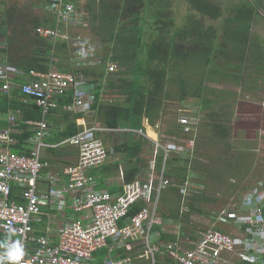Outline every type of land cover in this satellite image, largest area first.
Wrapping results in <instances>:
<instances>
[{"label": "built area", "instance_id": "1", "mask_svg": "<svg viewBox=\"0 0 264 264\" xmlns=\"http://www.w3.org/2000/svg\"><path fill=\"white\" fill-rule=\"evenodd\" d=\"M43 1L46 10L55 16L56 26L38 27L36 32L40 35L71 40L67 31L62 32V26H88L87 12L78 6L80 0ZM102 58L92 47L83 46L76 65L80 68L104 65L107 73L119 69L109 57ZM19 76L25 77L23 83L17 81ZM0 80L1 91L8 93L19 87L42 109V119L26 121L35 127L31 138L35 149L29 154L11 148L18 141L12 132L18 125L20 112L8 117L10 128L0 129V233L14 235L15 243L19 242L23 248L24 255L17 264H136V259L146 258L150 264H158V255L166 259L163 264H264V180L248 189L235 206L221 209L213 217L214 223L196 236L181 232L174 240L161 241L160 230L153 229L158 224L162 190L173 184L165 175L168 158L179 154L193 159L200 129L197 115L183 114L178 119L181 135L190 141L166 132L165 138H161L159 132L152 136L143 130L136 131L153 141L155 159L147 177L125 181L122 176L120 192L98 188L97 179L88 173L110 159V151L98 132L111 129L100 125L85 127L62 141L78 148V161L63 171L65 184L60 183V173L52 172L46 185L43 169L49 163L42 159L41 147L46 145L43 139L50 128L47 116L59 107L57 98L68 94L73 95V101L64 105L65 109L75 113L90 111L96 100L97 84L83 72L61 70L53 65L48 71L24 72L8 62H0ZM188 142L191 146L187 147ZM159 152L164 162L157 171ZM189 179L180 185L182 194L187 188L192 190ZM139 201L145 205L130 215V209ZM51 204L64 214L67 208L77 213L62 225L56 240L37 234L33 224ZM104 249L107 255L100 260L96 253ZM122 249H126V255H115ZM4 253L0 250V259Z\"/></svg>", "mask_w": 264, "mask_h": 264}, {"label": "trees", "instance_id": "2", "mask_svg": "<svg viewBox=\"0 0 264 264\" xmlns=\"http://www.w3.org/2000/svg\"><path fill=\"white\" fill-rule=\"evenodd\" d=\"M187 1L192 10L200 13L201 16L214 20L223 17V11L230 7L229 4L222 6L220 0H217V2L213 0ZM129 5H124L121 0H103L96 10L93 9L91 4L88 5L92 31L99 36L100 40L106 43L108 52L105 56L116 62L118 66L120 65V71L118 69L107 75L104 67H77L76 60H74L75 56L70 53V47L67 42H54L52 39L36 32V29L40 26L55 27L56 18L54 16H44L43 18L27 17L21 11L17 13V9L14 8L6 11L2 21L3 26L0 30V36L5 38V43L0 45V62L11 63L25 72H29L31 69L39 72L48 71L52 65H57L61 70H72L75 73L83 72L86 75L94 76L93 80L96 82L97 87L93 109H97L98 119L107 128H119L122 125H127L132 129L141 130L144 129L145 118H148L150 123L156 124V121L162 118L164 100L169 97V93L166 92L169 79L180 80L179 98L184 100L191 94L188 89L190 84L188 72L193 69L194 73V69L200 68V65H202L204 71L210 67L214 52L217 50L215 41L218 27L214 25L207 26L197 21L191 23L190 17H193V15H190L186 24L173 29L175 25L174 19L163 18V10L166 9V4L162 0H156L155 6L157 10L154 11L153 17H148L149 15L147 14L148 18L146 19L141 16V12L145 7V0H129ZM133 5L136 8H133ZM151 7L152 5L148 10H151ZM262 8H264V5L261 0H244L230 10L231 14H233L231 19L238 24L234 28L233 26L224 28V32L231 43V48L227 51L225 66L221 67V64H218L220 73H222V76L217 78L219 81L231 82V77L239 81L237 78H240L241 74L234 72L235 68H242L246 53L250 50L248 45L249 33L243 28L247 29L252 25ZM145 12L148 13L147 10ZM18 14L20 15L17 17ZM18 18H21V20L18 21ZM152 19L153 22H151ZM149 22L151 24L150 27L145 28ZM161 22H165V24L160 25ZM10 28L11 32L8 31ZM167 29L171 30V32L167 33ZM20 34H24L21 37L22 44L13 45V36ZM58 57H69L67 58L69 62L59 61L60 58L58 59ZM231 60L239 63L230 62ZM177 66H181V76L174 78L169 75V69L172 70ZM258 66L262 68L261 64ZM229 69H232V71H229ZM212 71L214 72V69ZM129 72H131L132 77L128 76ZM17 81L24 82L20 77ZM203 82L204 80L200 78L197 83L196 91H194V95L197 97H202ZM1 86L2 81L0 80V116H3V118L0 117V129L11 126L7 119V115L11 111L20 112L21 116L18 119L16 131L12 134L18 139V142L11 145V148L15 152L29 154L30 147L33 145L30 138L34 136L35 131L31 127V130L28 129L29 125H27L26 121L41 119L42 109L34 100L27 98V95L23 94L19 87H14L10 92L5 93L1 91ZM105 87L113 90V94L123 97V101L103 102L101 98ZM72 101V94L60 97V110L65 111L64 118L69 117L71 112L62 107L72 103ZM213 114H216L219 121H221L213 123V131L219 137L225 138L229 134V129L226 124L222 123L220 113L213 112ZM4 115H6V118H4ZM68 125V130L63 132L62 135H58V138H68L78 132L79 129L75 124V120H70ZM22 130L23 132L20 133L19 131ZM180 130L181 127L178 124V130H169L166 133L178 134ZM134 135L137 138L133 142H126L120 147H115L123 151L127 150L128 154L125 156L127 160H129L130 156H135V163L131 165L129 162L124 171L125 181L136 179L139 177L138 174L144 173L147 168L146 160L141 155L145 144L151 142V140L140 133H135ZM166 163L169 168L165 170V175L173 184L166 189L165 203L168 200V193L175 195L178 199L182 197L180 185L184 184L189 178V171L202 169L197 161L182 157L179 154L168 158ZM119 165L120 162L115 161L112 163L107 161L105 164L92 169V173L107 171L106 176H102L99 181L98 188H107L112 192H120L122 190V183L117 182L113 186H106L107 177L109 175H117ZM162 165L163 155L159 154L157 159L159 170H161ZM204 171H207V169H204ZM210 199V197L194 191L188 202L190 211L203 213L204 207L201 204ZM144 205L142 201L135 203L129 214H135ZM177 209H180L179 205ZM178 211L172 212L170 216L177 219ZM162 215L165 218L169 217L164 212ZM185 215L189 216V213H185ZM75 216H77L76 212ZM33 224L37 226V234L48 235L45 230H42V223L34 221ZM153 229L161 230L162 227L157 224ZM176 237V234L164 231L161 240L169 241L176 239ZM7 238L8 234L0 233V244L7 242ZM0 250L6 249L0 247ZM119 251L120 253L117 256L127 254L126 249ZM133 254L136 256L137 253L134 252ZM96 255L102 260L107 255V249L100 250ZM135 261L138 264L140 260L136 259ZM3 264H11V262L6 261Z\"/></svg>", "mask_w": 264, "mask_h": 264}, {"label": "rangeland", "instance_id": "3", "mask_svg": "<svg viewBox=\"0 0 264 264\" xmlns=\"http://www.w3.org/2000/svg\"><path fill=\"white\" fill-rule=\"evenodd\" d=\"M102 1L80 0L78 6L80 10L83 8L87 10L88 5L91 4L93 9L96 10ZM121 1L124 5H129V1ZM220 1L222 6L229 4L230 7L223 11V17L216 20L201 16L200 13L192 10L190 4L185 0L164 1L166 9L163 10V18L174 19L175 25L173 29L186 24L187 20L189 21L188 17L190 15H193V17H190L191 23L197 21L207 26L214 25L218 27L217 39L215 41L217 50L214 52L210 67L204 71L202 65H200V68L194 69V73L193 69L188 72L190 81L188 89L191 94L184 100L179 98L180 80L169 79L166 88L169 97L164 100L162 118L157 121L156 125H151L152 128H155L161 134V138H165L164 132L178 130V119L181 115L194 114L199 119L200 129L196 137V145L192 158L195 162L197 161L202 169L197 170L198 172L189 171V178L191 179L188 182L192 190L190 191L189 188L184 190V194L180 199L168 193L167 203L164 202L167 195L166 189L160 195L157 211L158 222L159 224L162 223L161 227L164 231L172 234H180L184 231L186 235L196 236L200 230L214 223L213 217L221 209L235 206L248 189L258 185V182L264 179V8L261 9L252 25L247 29L243 28L249 33L248 45L250 50L246 53L242 68H235L234 72L241 74L240 78H237L239 81L231 77L230 80L232 81L225 83L217 79L222 76L218 64H221V67L225 66L224 62L227 61V51L231 48V43L224 32V28L226 26L237 27L236 24L238 23L231 19L233 14H231L230 10L244 0ZM261 1L264 5V0ZM149 7L150 5L144 7L142 10L141 16L143 19L153 17L155 9L148 10ZM12 8L17 9V13L21 11L27 17L43 18L44 16H53L45 10L46 8L42 0H0V30L3 26V15L7 10ZM146 10L148 13L145 12ZM147 14L149 15L148 17ZM19 20L21 18H18ZM151 22H153V19ZM164 24L165 22L160 23V25ZM150 25V22L147 23L145 28H149ZM82 26L80 28L69 29L75 30L82 35L81 40L73 41L75 44L70 42L69 50L75 56L74 60L77 59L79 51L83 47L82 45L92 47L103 55L104 59H107L105 56L108 52L106 43L93 33L92 25L89 24L87 27ZM62 28L68 29V27L64 26ZM8 31L11 32V28ZM166 32L169 33L171 30L167 29ZM22 35L24 36V34L13 36V45L22 44ZM4 43L5 38L0 36V45ZM67 58L69 57H62L59 61L68 63L69 60ZM235 60H231L230 62L239 63ZM259 64L262 65V68L258 66ZM53 66L58 68L57 65ZM95 66L103 68L104 65ZM213 69L214 72L212 71ZM225 69L228 70L227 67ZM169 71V75L174 78L181 76V66H177L172 70L169 69ZM229 71H232V69H229ZM128 76L132 77L131 72H129ZM200 78L204 80V88L202 97H197L194 95V91H196ZM103 90V102H116L123 101L124 99L113 94V90L107 87ZM213 112L221 114L222 123L226 124L229 129V134L225 138L219 137L213 131V123L221 122ZM145 123L147 126V120H145ZM147 128L146 134H148ZM118 132L116 131L115 133ZM176 135L178 138L184 139V141L191 140L181 135L180 132ZM104 143L110 151V145L105 141ZM190 143L188 142L186 146H191ZM142 155L149 160L150 164L146 175L143 176L145 178L151 171L152 160L155 159V145L153 141L145 144ZM168 168L169 165L166 163V170ZM204 169H207V171H204ZM156 170L159 171L157 166ZM194 190L199 194H204L211 198L209 201L201 204L204 207L203 213L192 212L188 206ZM178 205L180 209H177ZM177 211V219L170 216L172 212L175 213ZM163 212L169 215V217L165 218L162 215ZM185 213H189V216H186ZM61 227V224H55L53 228L59 230ZM162 260L165 261L166 259L163 257L159 258L158 255L157 263L163 264ZM138 264H150V261L146 258L145 260H140ZM238 264L245 263L239 262Z\"/></svg>", "mask_w": 264, "mask_h": 264}, {"label": "crops", "instance_id": "4", "mask_svg": "<svg viewBox=\"0 0 264 264\" xmlns=\"http://www.w3.org/2000/svg\"><path fill=\"white\" fill-rule=\"evenodd\" d=\"M43 3H44V1H43ZM86 12H87V19H88V23H89L90 22V14H89L88 8H87ZM50 14L53 15L52 13H50ZM4 16H5V14L3 15V18H4ZM89 24H88V26H89ZM80 26H82V25L70 26V27H68V29L66 28V30H65V28L64 29L62 28L63 33L65 31H67L68 34L71 35V40H65L62 38H58L57 41H55V42H58V41L64 42L65 41L69 44V46L71 43L75 44V43H73V41L81 40L82 35L79 32H76L75 30L72 31L69 29L70 28H80ZM82 27H84V26H82ZM85 27H87V26H85ZM82 46H87V45H82ZM94 67H96V66H93L91 68H94ZM109 74H111V73H107V75H109ZM86 76L92 80L94 78V76H91V75H86ZM19 77L20 78L22 77L23 81H25V77H23V76H19ZM224 82L229 83V81H224ZM21 83H23V82H21ZM103 95H104V93H103ZM103 95L101 98L102 100H103ZM27 98H25V100H27ZM29 99H31L32 101L34 100L32 98H29ZM57 100L59 102L60 98H57ZM62 108L65 109L64 107H62ZM263 108H264V106H263ZM60 109L61 108H60V102H59V107H57L56 110L52 111L47 116V119L50 122V128L48 130L47 136L43 139V141L46 143V145L41 147L42 159L49 163L43 169V174H44L43 183L46 185L48 182L47 176L49 174H51L52 172L60 173V175L62 177L60 183L65 184V175L63 174V171L65 170V168H67L70 165L75 164L78 161V158H79L78 148L75 145H72L69 143H62L63 140L67 139L66 137H59L58 138V135H62L63 132L68 130V128H69L68 124H69L70 120H75V124L79 129L78 132L80 130H83L85 127H91V126H95V125H100V126L106 128V126L98 119L97 111H96L97 109L96 110L93 109V106H92V109L90 111L83 112V113H75L74 111H70V110L65 109V110L71 112L70 116L67 118H64V116H63L65 111H61ZM13 112L14 111H11L7 115V119ZM4 116H5L4 118H6V115H4ZM0 117L3 118V116H0ZM37 120H40V119H37ZM145 120H147V124H148L147 126H146ZM8 121H9V119H8ZM156 124H157V121H156ZM156 124L150 123L149 119L145 118L144 119V129H141V130L146 131V128L148 127L147 129H148L149 135H151L150 131H153L156 134V132H157L156 129L152 128V126H151V125H156ZM27 125H29V124H27ZM10 127L11 126H9L8 128H10ZM30 127L35 131V127L29 125V127H28L29 130H31ZM110 129L111 130H104V131L101 130L98 132V135L102 138L103 141H105L106 143H108V145H110V159H109V161L112 163L115 161L120 162V165H119V171H117L118 172L117 175H115V176L109 175L107 177L106 186H113L117 182L121 183L123 180L122 176L125 177L124 171L127 167V164L129 162L131 165H133L135 163V156L134 155L130 156L129 160H127L125 158V156L128 154L127 150L123 151L122 149H118V148L116 149L115 147L116 146L120 147L123 144H125L126 142L127 143L133 142V140H135L137 138L136 135H134V134L138 133V132H136V131H138L137 129H132V128L128 127L127 125H122L119 128H110ZM15 131H16V127H13L12 134ZM116 131H119V132L115 133ZM19 132L21 133V132H23V130L19 131ZM132 132H133V134H132ZM145 138L150 140L148 135L145 136ZM30 141H32V140H30ZM32 143H33V145H32V147H30L31 148L30 153L32 152L33 149H35V143L33 141H32ZM130 145H128V146H130ZM129 149H131V148H129ZM25 154H27V153H25ZM141 156L143 157V155H141ZM143 158L146 160V166L148 168V166H150V164L148 162L149 160L145 157H143ZM147 168H146V171L144 173H140V174H138V176H142V177L145 176L146 172H147ZM88 173L93 175L97 179L98 187H99V184H100L99 181L102 179V176L103 177L106 176L107 171L104 170L100 173L99 172L92 173V169H91V170H89ZM122 173H123V175H122ZM262 180H264V179H262ZM105 189H107V188H105ZM165 189H167V187ZM165 189H163V190H165ZM163 190H162V192H163ZM44 211H45V214L40 215L39 219L35 220V221L42 223V227H41L42 230H45L46 233H48V235L50 237H52L54 240L57 239L59 231H60V229L59 230L54 229L53 228L54 225L55 224L63 225L67 220L73 219L75 217V212L71 208H67L65 211V214H64V213L58 211V209L55 207L54 204H51L50 206L45 207ZM43 217H44V219H43ZM158 224H159V222H158ZM161 224L162 223H160V225ZM155 225H157V224H155ZM34 227L37 231V226H34ZM160 232H161V237H162V233L164 232V229L162 228L160 230ZM15 240H16V237L14 235L8 234L7 243L9 245L15 243ZM0 243H1V241H0ZM2 251H6V250H2ZM119 253H120V251H117L115 253V255H118ZM97 257H98V255H97ZM6 261H5V263H6Z\"/></svg>", "mask_w": 264, "mask_h": 264}, {"label": "clouds", "instance_id": "5", "mask_svg": "<svg viewBox=\"0 0 264 264\" xmlns=\"http://www.w3.org/2000/svg\"><path fill=\"white\" fill-rule=\"evenodd\" d=\"M0 247L6 249L3 258L0 259V264H3L4 260L11 262V264H17V262H19L24 255V250L20 246L19 242L13 243L11 245H9L7 242H4L3 244H0Z\"/></svg>", "mask_w": 264, "mask_h": 264}, {"label": "flooded vegetation", "instance_id": "6", "mask_svg": "<svg viewBox=\"0 0 264 264\" xmlns=\"http://www.w3.org/2000/svg\"><path fill=\"white\" fill-rule=\"evenodd\" d=\"M125 1H129V0H125ZM162 1L164 2V1H167V0H162ZM185 1H187V0H185ZM214 2H217V1H214ZM155 4H156V0H145V7L148 6V5H150V6L152 5L151 9H155V11H156L157 8H156ZM133 8H136V7H134V5H133Z\"/></svg>", "mask_w": 264, "mask_h": 264}, {"label": "bare ground", "instance_id": "7", "mask_svg": "<svg viewBox=\"0 0 264 264\" xmlns=\"http://www.w3.org/2000/svg\"><path fill=\"white\" fill-rule=\"evenodd\" d=\"M147 130H148V129H147ZM150 134H151L152 136H156L155 132H153V131H150Z\"/></svg>", "mask_w": 264, "mask_h": 264}]
</instances>
